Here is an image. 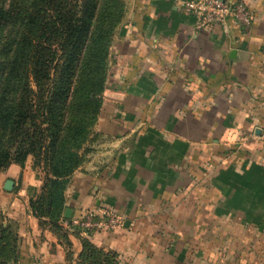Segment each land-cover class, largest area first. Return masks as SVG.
<instances>
[{
    "label": "crops",
    "instance_id": "0c3cea01",
    "mask_svg": "<svg viewBox=\"0 0 264 264\" xmlns=\"http://www.w3.org/2000/svg\"><path fill=\"white\" fill-rule=\"evenodd\" d=\"M227 1L250 8L249 27L198 29L178 0H124L62 208H111L123 225L68 233L35 217L42 182L26 169L0 194L19 264H94L85 242L115 264H264V0Z\"/></svg>",
    "mask_w": 264,
    "mask_h": 264
},
{
    "label": "trees",
    "instance_id": "16d2710c",
    "mask_svg": "<svg viewBox=\"0 0 264 264\" xmlns=\"http://www.w3.org/2000/svg\"><path fill=\"white\" fill-rule=\"evenodd\" d=\"M109 1L0 0V168L9 163L13 149L23 156L39 155L45 177L29 207L35 217L48 218L62 231L63 192L80 158L72 171L65 170V180L57 176L49 184L48 168L64 165L61 141L69 138L61 133L68 110H92L91 126L100 112L110 38L114 22L122 17L113 21ZM5 230L0 235V264ZM84 249L97 264L103 253L86 242ZM102 256L115 264V254Z\"/></svg>",
    "mask_w": 264,
    "mask_h": 264
},
{
    "label": "rangeland",
    "instance_id": "374dc122",
    "mask_svg": "<svg viewBox=\"0 0 264 264\" xmlns=\"http://www.w3.org/2000/svg\"><path fill=\"white\" fill-rule=\"evenodd\" d=\"M123 4V6H122ZM109 10L114 11V20L117 19V16L119 17L121 14V10L123 11L124 9V0H110L109 3ZM121 17V16H120ZM120 19L115 21L114 23L116 24L115 27L120 23ZM113 28V30L115 29ZM113 32L111 34L110 41L112 39ZM110 47V44H109ZM109 50V49H108ZM107 78V77H106ZM106 85V79H105V84H104V89ZM32 88H34L33 83L31 82ZM103 89V92H104ZM103 101V93L101 95ZM97 119V118H96ZM93 120V111L88 109H77L75 108L74 110L70 109L68 110V119L66 123V128L62 131L61 136L67 137L69 139H65L64 142L61 141V149L66 152L65 159L62 160L64 165L61 167H56L54 170H51L48 168L50 171V178L51 181L48 182L51 184L52 182L54 183L57 181L58 177L61 176V180H65L66 177L64 173L65 170H73L75 161L80 158V164L85 157V153L87 151L86 146L88 142L91 140V135H92V130L93 126H91V122ZM84 148V150L82 149ZM73 153L77 154L78 157L75 156L73 159ZM80 156V157H79ZM29 171L30 174L33 175L36 174V176L41 177V187L44 182V177H45V169L43 166V161L39 157L36 152H29L25 156L17 154L15 152V149H13L11 155L9 156V163L0 168V194L1 192H14L16 191L19 187L20 184L22 183V178L24 176V172L27 170ZM69 171V173L71 172ZM72 174V172H71ZM56 175V177L54 176ZM7 181H12V187L10 189L5 188V184ZM14 181L17 182L18 184L14 187ZM4 183V185H3ZM34 197H29L28 199V206H29V201L32 200ZM30 209V207H29ZM31 211V209H30ZM32 212V211H31ZM3 218L5 220H3ZM6 221L5 215H3L0 212V235L2 234V231L5 230V240L3 243L5 246V252L2 255V264H19V251H18V242H17V234L16 232L9 227L7 224H3V222Z\"/></svg>",
    "mask_w": 264,
    "mask_h": 264
},
{
    "label": "built area",
    "instance_id": "2783aa9c",
    "mask_svg": "<svg viewBox=\"0 0 264 264\" xmlns=\"http://www.w3.org/2000/svg\"><path fill=\"white\" fill-rule=\"evenodd\" d=\"M184 12L192 14L198 29H205L215 24H224L228 18L236 20L244 27L252 22V12L242 1L221 0H178ZM264 137V128L262 129ZM123 225L122 216L107 207H93L80 211L74 216L64 218L61 227L65 232L85 234L111 232Z\"/></svg>",
    "mask_w": 264,
    "mask_h": 264
},
{
    "label": "water",
    "instance_id": "95a60500",
    "mask_svg": "<svg viewBox=\"0 0 264 264\" xmlns=\"http://www.w3.org/2000/svg\"><path fill=\"white\" fill-rule=\"evenodd\" d=\"M221 1H224V0H221ZM12 184H13L12 181H7L6 184H5V188H6V189H10V188L12 187ZM70 216H71V212H70V210H69V209H66V210L64 211L63 217H64V218H69Z\"/></svg>",
    "mask_w": 264,
    "mask_h": 264
}]
</instances>
